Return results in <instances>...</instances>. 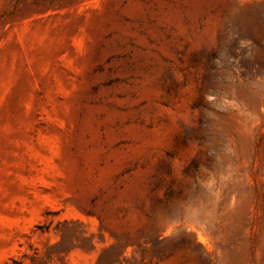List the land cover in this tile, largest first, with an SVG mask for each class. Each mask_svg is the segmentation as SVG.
Returning <instances> with one entry per match:
<instances>
[{
	"label": "rangeland",
	"instance_id": "1",
	"mask_svg": "<svg viewBox=\"0 0 264 264\" xmlns=\"http://www.w3.org/2000/svg\"><path fill=\"white\" fill-rule=\"evenodd\" d=\"M0 264H264V0H0Z\"/></svg>",
	"mask_w": 264,
	"mask_h": 264
}]
</instances>
